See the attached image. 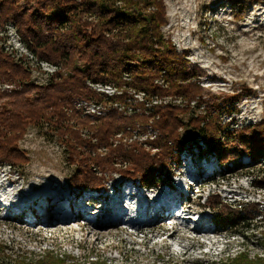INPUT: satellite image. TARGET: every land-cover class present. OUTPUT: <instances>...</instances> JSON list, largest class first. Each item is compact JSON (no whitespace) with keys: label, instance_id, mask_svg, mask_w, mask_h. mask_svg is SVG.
I'll return each instance as SVG.
<instances>
[{"label":"trees","instance_id":"trees-1","mask_svg":"<svg viewBox=\"0 0 264 264\" xmlns=\"http://www.w3.org/2000/svg\"><path fill=\"white\" fill-rule=\"evenodd\" d=\"M167 22L164 0H0V26L14 25L32 59L56 67L48 82L33 81L29 56H18L0 37V165L28 161L20 140L42 122L53 125L72 151L75 187H103L116 172L151 183L181 165V154L194 146L214 153L226 172L264 165V120L224 119L239 110L234 96L206 95L199 67L166 37ZM82 101L98 109L88 112ZM189 112L196 114L187 123L182 115ZM253 177L264 189V169ZM207 203L221 221L248 218L245 229L262 227L264 237L260 203L235 206L218 193ZM259 210L261 225L254 224ZM8 248L0 243V264H9ZM59 255L14 264H67L68 257ZM220 264H264V257L243 250Z\"/></svg>","mask_w":264,"mask_h":264},{"label":"rangeland","instance_id":"rangeland-1","mask_svg":"<svg viewBox=\"0 0 264 264\" xmlns=\"http://www.w3.org/2000/svg\"><path fill=\"white\" fill-rule=\"evenodd\" d=\"M164 1L168 16L164 33L180 52L187 54L191 64L199 67V79L206 95L212 100L215 97L234 96L239 110L232 116L226 115L224 119L239 124L264 120V0ZM15 30L14 25H9L7 29L0 26L4 45L8 49H16L18 56H29L25 60L31 66L33 81L48 82L56 67L32 59ZM97 89L110 94L116 92L110 86L97 85ZM136 97L141 98L142 95ZM95 108L98 109L91 104L88 111ZM193 114L196 113L183 114L182 118L188 123ZM186 130H182L184 135ZM19 145L27 152L28 161L16 167L6 163L0 165V176L4 179L5 187L19 186L13 192L18 197L36 194L43 184L52 186L49 187L51 190L57 188L59 192H83V199L88 196L87 188L75 187L70 182L76 164L72 162L74 158L70 157L72 151L53 125L42 122L29 127ZM243 161L248 162L249 157L244 156ZM261 164L257 163L254 169L238 166L226 172L214 153H201L194 146L192 151L186 150L185 154H181V165L173 168L167 176L152 179L151 183H139L138 179L116 172L109 176L105 186L97 188L99 191L109 189L104 192L105 195L109 193L105 197L112 198L119 194V191L112 190L113 185L124 181V185L133 184L132 188L143 190L145 195L153 196L163 190H172L179 196L181 191L176 184L182 183L187 192L178 202L179 209L191 214L183 224L181 218L184 217H178V221L172 216L150 224H138V216L137 224H134L130 222V217H126L125 221L112 225H99L82 217L57 220L54 215L48 219L41 214L37 216L31 211L33 208L27 206L4 210L2 203L15 205L18 202L0 198V243L9 247L4 252L5 256H9V264L23 259L31 261L44 253L68 257L67 264H89V261L97 259L106 260L107 264H220L243 250L252 256L264 257L262 227L257 229L251 226L246 230L248 218L232 224L221 221L220 215L207 203L208 195L218 193L223 201L235 206L255 202L260 203V209H264V189L253 184V173H257L259 167L264 169ZM197 168L199 170L194 172ZM27 188L32 190L28 194L22 193ZM36 204L43 207V199ZM80 205L81 202L75 204L76 207ZM23 207L24 212L21 213ZM152 210H147V216L153 221ZM178 212L177 209L175 213ZM9 213L10 216L7 215ZM65 213L57 216L64 217ZM73 214L77 215L75 211ZM253 215L256 218L254 224H263L260 210L253 212ZM69 216L67 214L65 217ZM201 216L213 228L198 231ZM92 219L100 221L101 217L94 212ZM173 223L177 232L166 240L167 246L161 241L159 233H163L164 225L172 226ZM107 231L111 233L98 237L99 233ZM200 238L201 242L198 241ZM193 243L195 246H192ZM189 246L192 248L186 252Z\"/></svg>","mask_w":264,"mask_h":264},{"label":"bare ground","instance_id":"bare-ground-1","mask_svg":"<svg viewBox=\"0 0 264 264\" xmlns=\"http://www.w3.org/2000/svg\"><path fill=\"white\" fill-rule=\"evenodd\" d=\"M198 170L199 168H197V170L194 172H197ZM5 185L6 184L4 183V179L2 178V176H0V198L6 197L8 198L7 200H13L18 202V204L15 205L12 204L14 207L18 208L20 206H27V208L28 207L33 208V211L39 210L41 212L42 211L46 212V214L51 213L49 215L50 217H53L54 215L58 217L57 215L61 214L62 212H67L69 216L70 215L69 212H74L75 210H77L78 212L77 217H82V219L86 214L93 215L94 212H98L99 217H101L99 221V225H107V221H104V218L110 219V223L116 221L122 222L121 221L122 214H123L122 217L125 219H127L126 217H130V222L134 224H137L136 223L137 216L140 219L146 220L145 224H150L153 223V221L151 218H148L147 216L149 212L147 210L149 209L150 210L153 209L151 211L152 217L156 219V222H160L164 219L163 217H161L162 213L168 211L171 205L177 206L176 208L179 211L178 212L179 218L184 217L181 218L182 219L181 224L184 223L185 218L187 222L188 218L191 215L190 212L181 211L179 209L180 205H178V201H180L181 198L184 197V193L182 192L181 194L178 193L179 194L178 196L176 191L163 190L158 195L156 194L152 196V194H148V193H146L145 195V193H143V190L141 191L137 188H132V186H134L133 184L129 185L131 186V188L127 186L125 191L123 189L124 181L116 182L113 185L114 187L112 190L117 192L119 191V194H117L116 196H113L112 198L109 197L106 198L105 196H109V193L105 195L104 192L108 191L109 189L105 188V191L102 192L101 194L96 196L93 195L89 199L82 201L79 207H76L75 204L77 203L79 205L78 199L81 196H83V192H75V193L73 192L70 193L68 191L59 192L57 188L51 190L50 188L52 186L50 187L48 185L43 184V187H41L36 194L31 193V196L33 197L31 196L28 197L27 195H25L24 197H18V195H16L13 192L18 190L19 186L14 187L12 185H9L8 187H5ZM180 186L181 184L178 183L177 187L179 188ZM181 188L183 189V187ZM31 190H32L31 188L29 189L27 188L23 190L22 193L28 194V192H30ZM39 199L41 200L43 199V207L37 206L38 204H36V202ZM106 201L107 203L108 202L110 203L109 206L107 205ZM98 204H102V205L99 206ZM6 205L12 206L9 203H6ZM54 206H56V208ZM36 215L39 216L38 213ZM203 216H201L200 218L201 229H199L198 231L208 230V227L205 226L206 218ZM60 219L61 218H57V220ZM173 225L174 223L172 224V226L164 225L163 233L161 234L159 233V235L162 236L161 241L164 242V244H166L167 246H168V242H166V240L174 236L177 232V229L174 228L176 226ZM109 233H111V231L99 233L98 237ZM198 241L201 242L202 241L201 238ZM192 246H195V244L193 243ZM192 246L187 247L186 252H188V250H190Z\"/></svg>","mask_w":264,"mask_h":264},{"label":"built area","instance_id":"built-area-1","mask_svg":"<svg viewBox=\"0 0 264 264\" xmlns=\"http://www.w3.org/2000/svg\"><path fill=\"white\" fill-rule=\"evenodd\" d=\"M110 87H111V86H110ZM98 89H99V88H98ZM82 104H84V106H87V105H86V102H84V101H82V102L79 103V105H82ZM89 106H90V105H89ZM89 106H87V110H88V107H89ZM95 107H96V106H95ZM95 109H96V108H95ZM88 112H89V111H88Z\"/></svg>","mask_w":264,"mask_h":264}]
</instances>
